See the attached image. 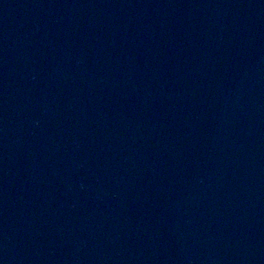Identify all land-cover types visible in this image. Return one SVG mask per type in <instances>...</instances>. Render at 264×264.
<instances>
[{
    "label": "water",
    "instance_id": "obj_1",
    "mask_svg": "<svg viewBox=\"0 0 264 264\" xmlns=\"http://www.w3.org/2000/svg\"><path fill=\"white\" fill-rule=\"evenodd\" d=\"M0 264H264V0H0Z\"/></svg>",
    "mask_w": 264,
    "mask_h": 264
}]
</instances>
